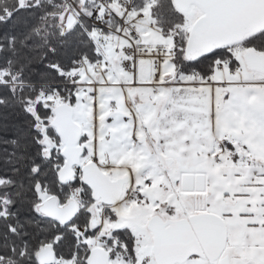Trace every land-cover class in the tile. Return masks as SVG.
<instances>
[{"label": "snow or ice", "instance_id": "6c2138e0", "mask_svg": "<svg viewBox=\"0 0 264 264\" xmlns=\"http://www.w3.org/2000/svg\"><path fill=\"white\" fill-rule=\"evenodd\" d=\"M0 264H264V0H0Z\"/></svg>", "mask_w": 264, "mask_h": 264}]
</instances>
